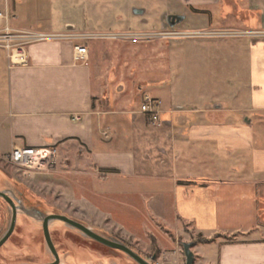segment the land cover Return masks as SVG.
Returning a JSON list of instances; mask_svg holds the SVG:
<instances>
[{
	"label": "rangeland",
	"instance_id": "obj_1",
	"mask_svg": "<svg viewBox=\"0 0 264 264\" xmlns=\"http://www.w3.org/2000/svg\"><path fill=\"white\" fill-rule=\"evenodd\" d=\"M7 1L11 19L16 18L11 21L12 27L66 34L71 32L66 25L73 24L81 34L122 35L117 39L94 37L89 41V54L91 68L96 73V90L100 94L97 109L103 112L99 117L107 120V110L111 108L107 109V100L116 101L112 107L120 112L110 118L120 120L115 127L122 129L125 138L131 127L127 120L145 115L141 109L146 95L161 102L160 112L171 108L184 112L212 110L218 104L220 108L231 109L237 92L242 95L238 104H249L246 41L257 33L248 30L258 25L242 17L236 21L235 12L225 3L213 4L207 7V12L205 9L201 12L188 0ZM135 9L144 10V14H135ZM170 15L188 17L173 29L167 23ZM75 44L79 42L74 41ZM235 53L239 54V59ZM0 55L3 56L1 48ZM103 130H107V121L100 128L97 126L95 132L94 152L101 155L107 154V136ZM131 144L126 139L119 147L130 155L134 151ZM5 145L6 151L1 150V155L9 150L8 144L3 142V147ZM211 151L215 153V149ZM100 171L103 170L95 171L92 166H86L84 160L76 162L73 156L61 162L59 155L56 167L43 171L16 167L0 156V192L17 199L25 197L45 213L66 215L99 234L116 237L150 262H158L161 257L159 245L168 253L166 259L163 257L168 264H182L177 257L186 264L183 246L191 243L194 264L212 263V254L199 245L208 239L198 236L191 224L182 223L181 236L176 234L178 226L168 192L163 205H159L152 194L157 183L147 179L107 180ZM104 171L107 173V169ZM120 183L124 187L119 189ZM29 212L34 216L33 211ZM159 212L163 220L158 217ZM10 221V206L0 200V229L9 226ZM51 236L59 254L74 256L77 264L79 261L97 263L90 258L94 253L117 252L59 223L51 225ZM154 237L160 240L158 245ZM50 262L53 256L41 222L20 212L14 234L0 249V264Z\"/></svg>",
	"mask_w": 264,
	"mask_h": 264
},
{
	"label": "crops",
	"instance_id": "obj_2",
	"mask_svg": "<svg viewBox=\"0 0 264 264\" xmlns=\"http://www.w3.org/2000/svg\"><path fill=\"white\" fill-rule=\"evenodd\" d=\"M188 2L201 12L225 3L235 12L236 21L242 17L257 23L258 28L248 31L259 36L254 33L246 41L249 104H238L242 95L237 92L231 109L219 104L212 110L171 108L162 110L158 125L147 115L133 117L127 120L131 127L125 138L122 129L115 127L120 120L110 118L120 112L112 107L116 101L107 100V109L111 107L107 120L99 117L103 112L97 109L96 73L90 60L87 65L76 61L73 41L32 44L28 64L13 67L6 49L0 47L4 56L0 55V151H6L3 142L9 148L0 156L10 154L14 147L55 148L57 163L59 155L61 162L73 156L95 171L103 170L101 175L107 180L155 182L158 187L154 184L152 194L157 204L163 205L169 193L176 234L181 236L182 223L191 224L198 236L208 239L199 245L212 254L211 264H264V0ZM6 8L11 16L10 2L0 0V11ZM66 28L79 33L73 24ZM106 121L107 130L102 132L107 134V154H96V128ZM126 139L134 148L130 155L119 147ZM117 186L124 187L122 183ZM158 217L164 219L160 212ZM154 238L158 245L160 240ZM158 249L161 257L154 264H168L165 248L158 245ZM61 256L65 264H77L74 256ZM91 257L98 264H135L118 252Z\"/></svg>",
	"mask_w": 264,
	"mask_h": 264
},
{
	"label": "built area",
	"instance_id": "obj_3",
	"mask_svg": "<svg viewBox=\"0 0 264 264\" xmlns=\"http://www.w3.org/2000/svg\"><path fill=\"white\" fill-rule=\"evenodd\" d=\"M11 16L8 8L0 11V47H4L8 54L11 67L25 66L28 64V48L35 43L59 40V41H75L79 44L75 47V59L86 65L89 63V41L94 37L102 38H120L121 34H113L107 36H97L93 34H81L68 32L66 34H48L41 32H32L24 30H16L10 26ZM256 35L259 33H255ZM127 37V36H124ZM160 105L161 102L145 96L144 104L141 112L150 117L153 125L160 123ZM107 136V134H105ZM4 160L16 167L26 170H51L57 165V150L55 148H20L14 147L12 152L5 157Z\"/></svg>",
	"mask_w": 264,
	"mask_h": 264
},
{
	"label": "water",
	"instance_id": "obj_4",
	"mask_svg": "<svg viewBox=\"0 0 264 264\" xmlns=\"http://www.w3.org/2000/svg\"><path fill=\"white\" fill-rule=\"evenodd\" d=\"M134 12L137 15L144 14V10L140 9H135ZM167 20L172 22L170 24V27L174 29L176 26L183 23L186 20V17L181 15H170L167 17ZM0 200H4L10 206L11 209L10 225L6 228L4 227L3 229H0V249L8 243V241L14 234L17 227L18 215L20 212H22L27 216H31L33 220L41 222L47 247L51 255L53 256V262L45 264H65L51 236V225L53 223L65 225L66 227H68V229L72 230L73 232H76L83 238L91 240L104 247L119 252L129 260L133 261L135 264H154L153 262H150L147 259L143 258L122 240L116 237L99 234L87 225H84L75 219L69 218L66 215L57 213H45L42 210L37 209L33 204H31L27 199H25V197L17 199L15 197H11L8 193L1 191ZM29 211H33L35 217L31 215ZM4 230L5 232L3 233ZM183 247L186 257V264H194L195 255L192 252V244L185 243Z\"/></svg>",
	"mask_w": 264,
	"mask_h": 264
},
{
	"label": "flooded vegetation",
	"instance_id": "obj_5",
	"mask_svg": "<svg viewBox=\"0 0 264 264\" xmlns=\"http://www.w3.org/2000/svg\"><path fill=\"white\" fill-rule=\"evenodd\" d=\"M167 23H168V25L170 26V24H171L172 22L167 20ZM181 24H182V23H181Z\"/></svg>",
	"mask_w": 264,
	"mask_h": 264
}]
</instances>
